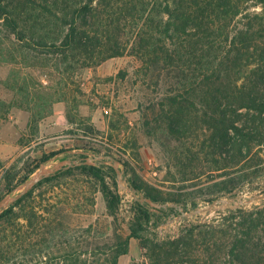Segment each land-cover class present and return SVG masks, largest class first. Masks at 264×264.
<instances>
[{"label":"trees","instance_id":"trees-1","mask_svg":"<svg viewBox=\"0 0 264 264\" xmlns=\"http://www.w3.org/2000/svg\"><path fill=\"white\" fill-rule=\"evenodd\" d=\"M38 55L54 61L63 77L56 99L66 102L72 95L67 79L77 71L112 57L132 59L134 83L156 94L137 105L142 124L136 137L123 150L110 145L105 153L125 162L128 181L147 196L188 210L199 200L264 192V0H0V63ZM128 75L129 69L118 73L123 81ZM19 80L14 87L25 92V108L42 106L30 122L38 130L50 105L27 77ZM13 105L0 97L1 117ZM79 105L74 97L69 122ZM110 125L119 135L130 127L118 126L117 119ZM85 128L102 133L93 124ZM139 136L156 150V170L165 173L159 182L140 170ZM100 145L89 141L76 149L100 153ZM58 152L44 153L21 176L7 169L0 199ZM71 176L84 200H33L37 188ZM96 191L112 218L102 233L94 230L97 220L83 224L79 217L94 211ZM122 199L108 164L77 165L44 178L0 213V264H121L133 238L148 264H264V200L210 220L185 218L178 235L162 237L159 226L179 215L178 207L158 211L132 199L125 233ZM82 224L84 249L77 238Z\"/></svg>","mask_w":264,"mask_h":264},{"label":"rangeland","instance_id":"rangeland-1","mask_svg":"<svg viewBox=\"0 0 264 264\" xmlns=\"http://www.w3.org/2000/svg\"><path fill=\"white\" fill-rule=\"evenodd\" d=\"M52 62L54 61L38 55L37 57H29L25 61L19 58L17 61L0 63V97L14 104L8 112L4 111L2 113L3 117L0 115V191L4 186L3 175L7 169H13L21 176L44 153L59 151L45 162L50 165L67 157L79 158L75 156L77 153L73 151L78 150L76 149L78 146H82L89 141H95L99 145L104 142L103 145H100L103 146L104 151L100 153H105L110 145L115 151L123 150V144L129 138L134 139L136 137V131L139 130L142 124V114L139 112L137 105L140 101L146 100V97H144L146 94L151 96L156 94L152 88L147 89V86L141 81L139 84L134 83L132 74V68L134 67L130 57L117 56L105 60L95 68L77 71L76 74L67 79L72 92L71 100L69 102L59 101L56 99L58 96L56 91L63 77L56 72ZM126 69H129L130 76L128 75L127 79L123 81L118 73ZM24 77H27L31 90H41L40 94L42 93L44 96V100L47 102L46 106H51L46 107L47 114L39 120L38 130H35L30 122L38 107L42 106L34 103V105H31V109H26L25 92L20 89L19 85L14 87L15 79L20 78L19 83L22 84L24 83ZM111 77L113 79H109ZM50 93L54 94L53 103L47 100L51 97ZM74 97L80 104L79 115H77L75 122H69L67 111L72 105ZM80 116L84 122L80 120ZM115 119H117V125L122 128H126V122H129L130 127L126 132L119 135L118 128L115 127L114 129L110 125L112 120ZM85 122L95 125L102 133L88 132L85 128ZM110 134H113V138H110ZM139 138L143 144L140 149L142 159L137 161L141 167L139 169L149 180L159 182L164 178L165 173L156 170L158 164L156 150L149 145L145 137L139 136ZM88 151L95 152L93 150ZM128 152L127 155L133 154L132 149ZM78 184L79 181L74 176L65 177L58 183L45 184L36 189L35 199L33 200H84L82 197L76 196ZM85 184L87 186V183ZM87 192H90L89 188ZM260 193L264 192L247 190L239 195L251 196ZM93 195L96 200L94 211L91 213L80 212L81 222L86 224L90 220H97L94 230L98 229L101 233L104 230L109 231L112 218L107 215L103 193L96 191ZM131 197L133 196L130 193H124L123 214L119 219L123 224L122 231L125 233L128 231L123 216L125 217V214L129 213ZM229 197L231 196L219 198ZM211 203L207 200H199L197 208L207 207ZM237 207L239 206L236 203L221 204L217 208L204 210L198 214L188 216L186 219L193 222L210 220L220 216V211ZM197 208H189L187 211ZM176 216L169 217L159 226L162 237L175 236L181 232L185 218L177 219ZM83 224L77 230V238L82 241V246L78 244L77 246H81L82 249L87 246L86 243H83L85 239ZM91 240H93V237H91ZM89 246L94 247L95 244ZM147 262L148 259L143 255V250L139 247L138 241L133 238L130 252L121 258V264H148Z\"/></svg>","mask_w":264,"mask_h":264},{"label":"water","instance_id":"water-1","mask_svg":"<svg viewBox=\"0 0 264 264\" xmlns=\"http://www.w3.org/2000/svg\"><path fill=\"white\" fill-rule=\"evenodd\" d=\"M75 153H84L85 156L80 158H63L52 164L42 163L40 167L31 174L26 180L17 185L12 191L5 194L0 199V213L20 199L23 195L28 193L33 189L41 180L46 177H50L59 171L74 167L77 165L89 164V165H99L108 164L114 167L117 174V183L122 194L130 193L133 199L140 202L149 203L153 209L160 210L161 208H166L168 206H176L180 209V214L175 218L182 219L194 214H198L204 210H212L217 208L221 204L236 203L237 206H250L253 203L264 200V193L254 194L251 196L235 195L229 198H217L212 201V203L207 207L197 208L194 210L187 211L180 204L176 202H158L153 198L147 196L144 192L140 191L138 188L133 186L126 178V164L125 162L113 154L107 153H97L84 149L74 150Z\"/></svg>","mask_w":264,"mask_h":264},{"label":"built area","instance_id":"built-area-1","mask_svg":"<svg viewBox=\"0 0 264 264\" xmlns=\"http://www.w3.org/2000/svg\"><path fill=\"white\" fill-rule=\"evenodd\" d=\"M133 199V197H131V199L130 200H132ZM122 200H125V198H124V194H123V199Z\"/></svg>","mask_w":264,"mask_h":264}]
</instances>
